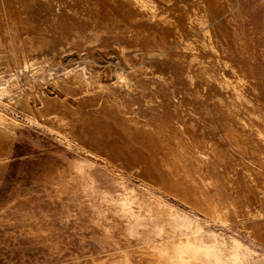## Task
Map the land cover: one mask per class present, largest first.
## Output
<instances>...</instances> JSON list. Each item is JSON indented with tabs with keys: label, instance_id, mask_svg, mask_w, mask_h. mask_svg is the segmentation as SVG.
<instances>
[{
	"label": "bare ground",
	"instance_id": "obj_1",
	"mask_svg": "<svg viewBox=\"0 0 264 264\" xmlns=\"http://www.w3.org/2000/svg\"><path fill=\"white\" fill-rule=\"evenodd\" d=\"M172 1L70 0L69 7L54 13L55 22L50 29L53 32L69 31L82 44L92 43L99 47L101 43L115 44L123 58L133 52L150 61L169 62L167 67L176 68L178 77L189 85L196 84L194 89L201 88L200 85L214 84L218 90L217 96L214 104L211 102L212 107L207 104V113L211 115L210 121L216 123V135L228 145L229 153L209 137L210 128L199 133L196 125H188L181 113L190 108L181 110L184 106L182 101L166 103L162 99L155 100L160 91L155 89L154 80L146 85L143 78L148 74L142 67L137 69L136 75L119 74L110 82H99L93 72L78 73L71 69L66 72V79L56 78L43 87L36 86L27 96H18L16 105L32 117L39 114L54 121L57 128L66 134L78 136L80 139L76 138L94 153L126 166L214 221L237 223L264 241V69H258L252 61L256 55L251 57L247 54L249 49H245L246 43L242 32L238 31L239 26L234 30L237 35L234 43L242 47L238 60L242 73L237 75L236 83L219 77L224 60L221 62L217 52L226 51L228 39L225 28L228 23L225 20L238 18L237 0H204L197 6L193 4L181 8L180 14L168 15L172 10H177L173 8L176 4ZM46 6V2L35 4L30 0H0V66L11 63L13 52L18 59L25 57L27 42L22 31L32 28L33 22L24 20L23 14L38 15L39 24L34 28L41 31L46 25L43 21ZM9 32L13 33L11 37ZM14 36L16 38L12 39ZM178 43L192 52L189 55L173 52L171 46ZM36 44L35 39L32 45ZM248 44L251 48L252 45ZM131 46H136L134 51L129 49ZM107 50H98L99 56H103ZM204 54L211 57L210 64L205 61L190 64L192 59ZM226 57L228 62L230 55ZM159 83L164 86L163 90L168 88L167 79L159 80ZM10 86L9 79L0 86V94L12 92ZM138 88L141 89L136 93ZM197 88L195 93L201 94ZM188 89L190 91L193 87ZM16 118L0 111V166L9 160L15 127L19 122ZM201 119L198 116L197 120ZM208 121L203 120L202 123L207 128ZM74 264L206 263L198 240L189 231H181L139 248L122 249Z\"/></svg>",
	"mask_w": 264,
	"mask_h": 264
},
{
	"label": "rangeland",
	"instance_id": "obj_2",
	"mask_svg": "<svg viewBox=\"0 0 264 264\" xmlns=\"http://www.w3.org/2000/svg\"><path fill=\"white\" fill-rule=\"evenodd\" d=\"M30 1L35 4L46 2L45 10L48 15L46 12L43 16L46 25L40 31L39 28H34L39 24L38 15H35V18L33 15L23 14L24 20L33 22L32 28L22 31L27 42L25 57L18 59L13 52L11 63L0 66V86L10 79L12 91L5 95L0 94V111L17 117L19 121L15 127L10 155L7 156L9 160L6 158L7 163L0 166V172L3 174H0L2 178H0V264L85 262L96 256H106L122 249L139 248L181 231H189L198 240L206 264H264V241L248 233L239 224L214 221L126 166L110 162L94 153L78 140L80 139L78 136L77 139L75 135L66 134L57 128L54 121L39 114L32 117L21 111L15 102L18 96L29 95L38 85L43 87L56 78L64 79L67 76L66 72L71 69L78 73L93 72L99 82H110L119 74L136 75L142 67L141 69L148 75L151 72L149 77L147 75L143 78L146 85L154 80L155 89L160 91L159 97L155 100L162 99L166 103L182 101L184 106L180 108L181 110L191 109L181 113L188 125H196L199 133L203 129L205 131L212 128L209 129L210 133L206 131L209 137L211 136L214 143L220 144L221 148L229 153L228 145L216 135V123L210 121L211 115L207 113L206 108L207 104L212 107L215 102L213 100L216 99L218 91L216 86L200 85L203 87L202 89L198 87L201 94H196L194 91L197 88L194 89L196 84L189 85L180 79L176 68L169 65V68L167 67L169 62L157 59L150 61L147 57L134 55L133 52L123 58L115 44L101 43L104 47L100 45V48L97 44H82L69 31L53 32L50 28L54 26V13L69 7L70 0ZM173 1L172 3L176 4L173 8L177 10H172L171 13H167L168 15L180 14L181 8L193 4L197 6L204 0H186L187 3L185 0ZM237 5L238 18L225 20L228 23L225 28L228 37L226 51L217 52L221 62L224 60L219 77L227 79L230 83H236L237 75L242 73L241 64L238 62L242 47L234 43L237 38L234 34L236 27L240 26L238 31L243 34L247 47L245 49H249L247 54L249 53L251 57L256 55L252 61L257 64L258 69H264V0H237ZM46 27L49 29H44ZM9 34L10 37L13 35L12 32ZM14 38L16 36L12 37ZM35 39L37 44L32 45ZM248 43L252 45L251 48ZM179 44L171 46L173 52H184L187 55L192 52L191 49ZM135 48L136 46H131L129 49L134 51ZM98 50L107 51L103 56H99ZM226 55H230L233 60L231 61L229 57L227 62ZM211 60V57L204 54L192 59L190 64H201L203 61L210 64ZM164 79L168 80L166 90H163L164 86L159 83V80ZM190 87L193 89L188 91ZM140 89H136V93ZM206 95L209 97L208 100ZM247 95L250 97L249 93ZM193 116L196 120H193ZM198 116L202 118L201 121L197 120ZM203 120L204 122L209 120L208 128L202 124ZM2 167L4 169H1Z\"/></svg>",
	"mask_w": 264,
	"mask_h": 264
}]
</instances>
